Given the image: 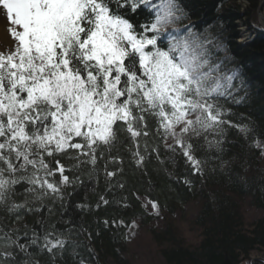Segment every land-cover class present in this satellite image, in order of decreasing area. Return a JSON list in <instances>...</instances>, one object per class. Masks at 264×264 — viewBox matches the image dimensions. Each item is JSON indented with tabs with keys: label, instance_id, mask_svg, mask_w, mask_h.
<instances>
[{
	"label": "snow or ice",
	"instance_id": "6c2138e0",
	"mask_svg": "<svg viewBox=\"0 0 264 264\" xmlns=\"http://www.w3.org/2000/svg\"><path fill=\"white\" fill-rule=\"evenodd\" d=\"M150 3L0 0L8 37L0 42V210L16 222L45 208L52 215L56 202L63 206L64 189L79 181L67 173L85 165L94 171L102 149L110 152L123 143L118 133L135 145L137 166L146 158L143 141L144 153L159 160L161 148L179 151L192 173L202 176L206 162L195 155L194 141L221 151L226 126L245 135L251 131L226 119L230 113L214 98L231 95L233 77H225V86L219 75L213 77L214 69L204 71L209 62L195 32L173 38L166 50L158 46L161 29L186 16L175 0H162L155 22L139 32L116 10ZM255 147L264 153L259 140ZM184 183L192 185L189 179ZM148 203L158 213V203ZM46 219L36 221L42 230ZM52 235L46 232L41 243L27 224L23 231L0 227V264L21 254L25 258L17 264H36L29 251L34 246L50 254L62 251L66 241Z\"/></svg>",
	"mask_w": 264,
	"mask_h": 264
},
{
	"label": "trees",
	"instance_id": "16d2710c",
	"mask_svg": "<svg viewBox=\"0 0 264 264\" xmlns=\"http://www.w3.org/2000/svg\"><path fill=\"white\" fill-rule=\"evenodd\" d=\"M240 1L175 0L186 16L161 29L158 46L166 50L173 38L187 37L189 29L195 32L203 45V59L209 62L204 71L214 69L213 77L219 75L225 86V77H233L232 88L227 89L231 95L214 98L230 113L226 119L238 126L247 125L251 131L245 135L239 127L226 126L221 151L208 149L203 139L194 141L195 155L206 162L202 176L192 173L179 151L174 154L161 148L159 160L155 154L144 153L143 141L141 154L146 158L137 166L132 156L135 145L124 133H118L123 143L115 144L110 152L102 149L104 158L98 159L94 171L91 165H85L67 173L78 176L79 181L64 189L63 206L56 202L52 215L45 208L16 222L0 210V227L5 231H23L27 224L40 234L41 243L46 232L53 233L51 239L66 241L62 251L56 249L52 254L35 246L29 249L36 264H106L109 260L124 264V237L131 223L135 218L148 220L154 216L146 211L140 196L156 201L159 210L168 215L178 212L186 218V207L194 208L187 221L197 228L196 242H189L172 221L150 229L158 244L167 243L160 248L166 264H235L251 251L264 254V153L255 147L256 140L264 143V28H256L246 43L237 40V20L247 15L246 22H250L254 8L249 7L257 5L256 0H247L249 6L241 10ZM161 2L151 0L135 10L130 5L116 10L139 32L140 26L155 22ZM111 157H117L115 162ZM117 169L120 171L115 177L106 175V170ZM185 179L192 185L185 184ZM21 199L16 197L18 202ZM46 203L52 206L51 200ZM41 217H47L43 230L36 223ZM24 258L18 255L17 261L9 264Z\"/></svg>",
	"mask_w": 264,
	"mask_h": 264
},
{
	"label": "rangeland",
	"instance_id": "374dc122",
	"mask_svg": "<svg viewBox=\"0 0 264 264\" xmlns=\"http://www.w3.org/2000/svg\"><path fill=\"white\" fill-rule=\"evenodd\" d=\"M257 5L249 7L250 10L254 8L253 15L254 18L250 22H246L248 16H242L241 19H238L239 28H244V30H249L251 27L260 28L263 26V23L259 10L263 3L260 0H256ZM241 10L249 6L247 0H241L240 2ZM252 22V23H251ZM7 25H5L6 30ZM264 28V27H262ZM246 32V31H245ZM242 38L241 36L239 37ZM252 38V36L250 37ZM8 39V37H7ZM245 43L250 39H244ZM0 42L6 44L7 40L0 38ZM261 145L264 146V143L261 142ZM143 205L148 213L154 214L150 219L135 218L131 223L130 227L127 230V233L124 237V249L122 250V258L124 264H166L163 256L160 253V248L167 245L166 242L158 244L152 237L150 233L151 228H162L167 221H172L176 223L179 229L182 231L183 235L189 242H196L198 239V232L196 229H193L189 223L190 218H192V213L194 208L192 205L186 207V218H183V215L177 212L175 215H168L158 208V213L156 210L152 209L148 203L150 200L146 196H140ZM147 205V206H146ZM251 213H249V216ZM186 219V221H185ZM262 255L259 250H254L249 253V256L243 260L245 264H249L252 257ZM106 264H120L115 260H109Z\"/></svg>",
	"mask_w": 264,
	"mask_h": 264
},
{
	"label": "bare ground",
	"instance_id": "6f19581e",
	"mask_svg": "<svg viewBox=\"0 0 264 264\" xmlns=\"http://www.w3.org/2000/svg\"><path fill=\"white\" fill-rule=\"evenodd\" d=\"M260 1L263 3V5L260 7L259 14H260L261 20L264 22V0H260ZM5 25L6 24L3 19V14L0 13V38L3 40H7V36L5 34ZM245 31H243L242 33V38H246L247 34L249 33L248 30H245Z\"/></svg>",
	"mask_w": 264,
	"mask_h": 264
},
{
	"label": "flooded vegetation",
	"instance_id": "af4514ba",
	"mask_svg": "<svg viewBox=\"0 0 264 264\" xmlns=\"http://www.w3.org/2000/svg\"><path fill=\"white\" fill-rule=\"evenodd\" d=\"M249 256V255H248ZM247 256V257H248ZM257 256H263L264 257V254H262V255H257ZM247 257H243V258H241L238 262H236L235 264H245V262L243 261V260H245ZM249 264H252L251 263V261H250V263ZM254 264H264V260H256L255 262H254Z\"/></svg>",
	"mask_w": 264,
	"mask_h": 264
},
{
	"label": "water",
	"instance_id": "95a60500",
	"mask_svg": "<svg viewBox=\"0 0 264 264\" xmlns=\"http://www.w3.org/2000/svg\"><path fill=\"white\" fill-rule=\"evenodd\" d=\"M261 23H263V25H264V22H263V21H262ZM256 260H264V257H263V256H254V257H252V259H251V263L254 264V262H255Z\"/></svg>",
	"mask_w": 264,
	"mask_h": 264
}]
</instances>
